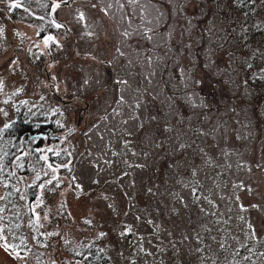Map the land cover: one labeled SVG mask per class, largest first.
Returning a JSON list of instances; mask_svg holds the SVG:
<instances>
[{
    "label": "rangeland",
    "instance_id": "1",
    "mask_svg": "<svg viewBox=\"0 0 264 264\" xmlns=\"http://www.w3.org/2000/svg\"><path fill=\"white\" fill-rule=\"evenodd\" d=\"M35 1L0 7V135L7 100L35 121L46 107L60 176L45 244L27 209L43 142L24 192V162L0 160V264H264V0H49L68 27L52 96Z\"/></svg>",
    "mask_w": 264,
    "mask_h": 264
},
{
    "label": "flooded vegetation",
    "instance_id": "2",
    "mask_svg": "<svg viewBox=\"0 0 264 264\" xmlns=\"http://www.w3.org/2000/svg\"><path fill=\"white\" fill-rule=\"evenodd\" d=\"M40 3L43 4V9H44V14L46 12V0H40ZM57 91V90H56ZM53 92L55 93V91L53 90ZM6 106H7V110H11L12 112L10 113V115H14V113L16 112L14 104L12 102H10V100H7L6 102ZM19 113L24 112V108L20 111L19 109L17 110ZM29 131V126L26 124V122H22L21 123V127L19 129H16V136L14 135V137L18 140V144H20V141L23 143L24 149H23V155H26V157H29V153L31 152V142L29 141V139H25L24 136L27 135V132ZM14 133V131H13ZM11 139L13 138V136H9ZM19 150L17 149V153H14L13 148L10 149L8 156L6 157V161L7 162H14L15 160L19 159ZM11 155V156H10ZM46 156L50 159V163L56 162V154L54 153H46ZM55 165V164H54ZM33 197H29L27 204L30 205L32 202V208L36 211H39L42 207L43 204V199H42V194L40 193V198H38L37 200H33Z\"/></svg>",
    "mask_w": 264,
    "mask_h": 264
},
{
    "label": "trees",
    "instance_id": "3",
    "mask_svg": "<svg viewBox=\"0 0 264 264\" xmlns=\"http://www.w3.org/2000/svg\"><path fill=\"white\" fill-rule=\"evenodd\" d=\"M107 64V63H106ZM163 75H165V74H163ZM164 81H165V77H164ZM163 85H164V88L166 89L167 88V83H165L164 84V82H163ZM169 87V86H168ZM75 101V100H74ZM38 122H39V120L38 121H35V120H31V127H34L35 128V125H37L38 124ZM37 131V132H36ZM39 131H41V132H39ZM35 132L37 133L36 135L38 136V138H39V134H47L48 135V133H47V130L46 129H44V128H36V130H35ZM33 137V136H32ZM40 139V138H39ZM51 145V144H50ZM260 175H262V174H260ZM217 185V184H216ZM251 253H253V252H251ZM236 255H237V253H236ZM254 258H255V261H254V263H259L260 264V257L258 256V254H255L254 256H253Z\"/></svg>",
    "mask_w": 264,
    "mask_h": 264
},
{
    "label": "water",
    "instance_id": "4",
    "mask_svg": "<svg viewBox=\"0 0 264 264\" xmlns=\"http://www.w3.org/2000/svg\"><path fill=\"white\" fill-rule=\"evenodd\" d=\"M33 218H34V220H36V216L35 215H33ZM38 227H40L39 224H38ZM40 237L43 238V234L42 233L40 234Z\"/></svg>",
    "mask_w": 264,
    "mask_h": 264
},
{
    "label": "snow or ice",
    "instance_id": "5",
    "mask_svg": "<svg viewBox=\"0 0 264 264\" xmlns=\"http://www.w3.org/2000/svg\"><path fill=\"white\" fill-rule=\"evenodd\" d=\"M13 7H19V5L18 4H14L13 5ZM57 27H60V25H56ZM49 39H51V38H49ZM47 42V41H46Z\"/></svg>",
    "mask_w": 264,
    "mask_h": 264
}]
</instances>
